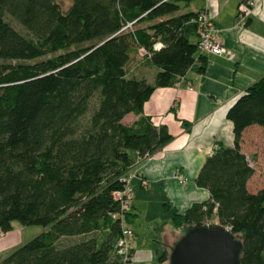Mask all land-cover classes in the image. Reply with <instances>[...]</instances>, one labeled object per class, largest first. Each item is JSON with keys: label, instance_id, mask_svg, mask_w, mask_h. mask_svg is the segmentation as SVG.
Segmentation results:
<instances>
[{"label": "trees", "instance_id": "trees-1", "mask_svg": "<svg viewBox=\"0 0 264 264\" xmlns=\"http://www.w3.org/2000/svg\"><path fill=\"white\" fill-rule=\"evenodd\" d=\"M193 1L71 0L63 12L53 0H0V233L12 222L46 229L0 264H119L111 195L133 156L140 162L171 140L142 106L193 64L186 31L195 14L182 12ZM139 50L156 70L152 84L127 76ZM129 114L138 119L126 126ZM225 118L233 145L215 148L194 180L207 200L172 223L215 220L241 237L239 264H264V182L248 190L254 170L239 147L247 128L264 127V76Z\"/></svg>", "mask_w": 264, "mask_h": 264}, {"label": "crops", "instance_id": "crops-1", "mask_svg": "<svg viewBox=\"0 0 264 264\" xmlns=\"http://www.w3.org/2000/svg\"><path fill=\"white\" fill-rule=\"evenodd\" d=\"M243 1L195 0L182 6L184 13L207 14L220 31V45L232 58L196 51L185 75L170 87L155 89L142 106V115L153 125L164 127L171 140L148 159L139 162L133 156L134 166L127 183L131 215L126 224L133 233L130 245L133 264H168L166 251L187 228H175L172 216L182 215L192 205L207 200L208 193L197 188L194 180L215 148L232 147V126L225 118L226 112L250 85L264 76V3L254 5L245 25L238 27L237 7ZM192 32L187 35L186 31L187 40L196 45L197 37ZM131 62L127 76L152 84L156 70L144 61ZM137 119L129 114L122 123L130 126ZM263 130L264 127L252 126L242 133L239 147L245 157L248 158L243 150L244 134L255 133L250 137L251 147L258 150L264 143V135L260 133ZM258 156L256 152L250 154L254 174L247 188L250 191L253 182L252 193L264 182L255 167L259 164ZM142 226L146 230L142 231ZM149 229L152 246L142 250L141 236ZM163 253L166 260L159 263Z\"/></svg>", "mask_w": 264, "mask_h": 264}, {"label": "built area", "instance_id": "built-area-1", "mask_svg": "<svg viewBox=\"0 0 264 264\" xmlns=\"http://www.w3.org/2000/svg\"><path fill=\"white\" fill-rule=\"evenodd\" d=\"M264 3V0H256L252 2L245 0L240 3L237 7V19L238 27L245 25L246 19L250 16L254 5ZM188 23L194 27V32L197 37L196 51L201 54H207L212 56H227L229 59L232 58L226 50L219 43L220 31L214 26L211 19L205 12H199L189 19ZM138 55L143 57L145 54L142 50L138 51ZM146 157L145 159H148ZM144 159V160H145ZM129 175L121 180L123 182V189L112 193V200L118 205L119 213L112 214L110 216L111 221H118L120 225L119 237L115 240L113 245V251L118 259L119 264H130L131 263V252L129 241L133 236L132 231L126 226L125 214L130 212V190L127 186ZM182 182V181H180Z\"/></svg>", "mask_w": 264, "mask_h": 264}, {"label": "water", "instance_id": "water-1", "mask_svg": "<svg viewBox=\"0 0 264 264\" xmlns=\"http://www.w3.org/2000/svg\"><path fill=\"white\" fill-rule=\"evenodd\" d=\"M240 241L211 224L188 227L170 249L168 264H239Z\"/></svg>", "mask_w": 264, "mask_h": 264}, {"label": "rangeland", "instance_id": "rangeland-1", "mask_svg": "<svg viewBox=\"0 0 264 264\" xmlns=\"http://www.w3.org/2000/svg\"><path fill=\"white\" fill-rule=\"evenodd\" d=\"M60 8L61 11H66L68 9V7L70 6V2L71 0H53ZM12 26L15 27V25L11 24ZM17 28V27H16ZM131 61H142L140 57L137 56V58L134 57V59L132 58ZM129 63L130 67L131 65H133V62ZM143 62V61H142ZM148 82H151V79H147ZM262 135H264V130L262 132H260ZM255 135V133H251V131L246 132V134H244V140H243V150H244V154L246 156H248L249 161H251L250 158V154L256 152L258 156L257 161H259V164H257L256 170L258 173V175L262 178H264V143L260 144V147L258 150H255L251 147V145L253 144L252 141H250V137ZM262 152V153H261ZM261 153V154H260ZM261 155V156H260ZM254 167V169H255ZM261 167V168H260ZM250 191H253V182L250 184ZM210 224H216L215 220H212L208 223ZM188 228V226H180L178 227V229L180 228ZM186 228V229H187ZM46 229L39 227V226H29V227H22L20 226L17 222H12L11 223V230L6 233V234H1L0 233V260L3 259L4 257H6L7 255H9L11 252H13L14 250H16L17 248H19L20 246H22L24 243L28 242L29 240H31L32 238H34L35 236H37L38 234L42 233L43 231H45ZM146 230L145 227L142 226V231ZM185 231V230H184ZM184 233H182L179 238L183 235ZM104 235L105 233H101L98 236L97 239V245L100 244V242L104 239ZM150 235H152L151 230L149 229V231H146L144 233H142L141 239H142V245H140L139 248H141L142 250H148L152 245H151V238ZM237 240H241L240 236H236ZM132 243V238L129 241V246ZM173 247V245H171V247L169 249H171ZM170 250L166 251V255H169ZM165 254V253H163ZM160 257V256H159ZM166 257V256H165ZM263 257H264V253H263ZM130 264H133L132 262Z\"/></svg>", "mask_w": 264, "mask_h": 264}]
</instances>
